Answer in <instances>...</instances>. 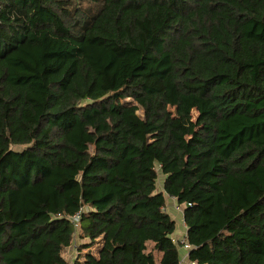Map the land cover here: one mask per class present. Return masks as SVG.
Returning <instances> with one entry per match:
<instances>
[{"label": "trees", "instance_id": "16d2710c", "mask_svg": "<svg viewBox=\"0 0 264 264\" xmlns=\"http://www.w3.org/2000/svg\"><path fill=\"white\" fill-rule=\"evenodd\" d=\"M169 197L264 264V0H0V264H179Z\"/></svg>", "mask_w": 264, "mask_h": 264}, {"label": "rangeland", "instance_id": "374dc122", "mask_svg": "<svg viewBox=\"0 0 264 264\" xmlns=\"http://www.w3.org/2000/svg\"><path fill=\"white\" fill-rule=\"evenodd\" d=\"M97 3H99V2H97ZM84 6H91L92 7V12H95L96 10V8H97V5H96V3H91V2H89L88 4H87V1H83V3H82ZM124 103H127V104H137L132 98H130V97H128V98H125V99H123L122 100ZM172 110H174V108L172 109ZM137 113L141 116V117H143V115H144V112H143V109H142V107H140L139 108V110L137 111ZM192 114H193V119H195L196 117H197V115H198V112L196 111V110H193L192 111ZM162 183H163V175L162 174H160V182H159V185H160V187H161V185H162ZM171 214H173V215H175L176 217H178L177 218V222H180V220H181V217H182V214H181V212L177 209V207L175 208V210H173L174 212L175 211H177L178 213L176 214V213H174L172 210H169V208L167 209ZM183 221V220H182ZM177 227V226H176ZM76 241H77V243L78 242H80V240H79V238H77L76 237ZM86 241H88V240H86ZM97 246H96V244H94L91 248H87V249H84L83 250V252H84V254H85V252H87L88 250H91L94 254H97V248H96ZM180 248H181V246H180ZM77 248H76V246L74 245V246H71L70 247V249L65 253V256H66V258L69 260V262L71 263V264H73V261H74V259L76 258V256H77V250H76ZM83 254V255H84ZM83 255H81V257L80 258H83Z\"/></svg>", "mask_w": 264, "mask_h": 264}, {"label": "built area", "instance_id": "2783aa9c", "mask_svg": "<svg viewBox=\"0 0 264 264\" xmlns=\"http://www.w3.org/2000/svg\"><path fill=\"white\" fill-rule=\"evenodd\" d=\"M177 209L183 214V206H177ZM80 219V214L76 213L72 216V220L77 224V222ZM184 226L186 227V231L183 234L181 239H178L181 243V247L187 252V254H184V256H181V260L179 264H199L197 259H190L189 258V251L192 248V245L187 241V226L184 221Z\"/></svg>", "mask_w": 264, "mask_h": 264}, {"label": "crops", "instance_id": "0c3cea01", "mask_svg": "<svg viewBox=\"0 0 264 264\" xmlns=\"http://www.w3.org/2000/svg\"><path fill=\"white\" fill-rule=\"evenodd\" d=\"M167 209L169 208V210H175V208L178 206V203L176 202L175 198H172V197H169L167 199ZM174 212V211H173ZM174 213H178L177 211H175ZM182 214V213H181ZM172 217L176 220L177 222V218L175 215L172 214ZM183 220V221H182ZM186 231V227L184 226V219H183V214H182V217H181V220L180 222H177V227H176V231L173 233V238L174 240H178V239H181L183 234L185 233ZM180 251H181V255L184 256V254H187V252L181 247L180 248Z\"/></svg>", "mask_w": 264, "mask_h": 264}]
</instances>
